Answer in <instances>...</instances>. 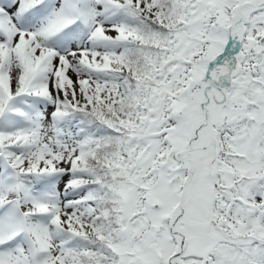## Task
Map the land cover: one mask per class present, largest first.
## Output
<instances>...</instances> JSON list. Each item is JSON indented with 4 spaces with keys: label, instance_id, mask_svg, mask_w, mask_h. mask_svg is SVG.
Instances as JSON below:
<instances>
[{
    "label": "snow or ice",
    "instance_id": "obj_1",
    "mask_svg": "<svg viewBox=\"0 0 264 264\" xmlns=\"http://www.w3.org/2000/svg\"><path fill=\"white\" fill-rule=\"evenodd\" d=\"M0 264H264V0H0Z\"/></svg>",
    "mask_w": 264,
    "mask_h": 264
}]
</instances>
